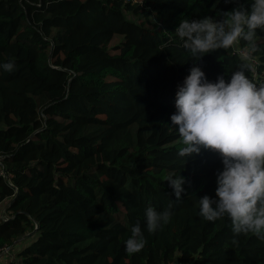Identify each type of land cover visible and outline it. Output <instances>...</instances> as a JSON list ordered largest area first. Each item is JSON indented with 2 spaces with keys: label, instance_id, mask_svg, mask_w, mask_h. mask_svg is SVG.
Wrapping results in <instances>:
<instances>
[{
  "label": "trees",
  "instance_id": "trees-1",
  "mask_svg": "<svg viewBox=\"0 0 264 264\" xmlns=\"http://www.w3.org/2000/svg\"><path fill=\"white\" fill-rule=\"evenodd\" d=\"M253 0H240L250 7ZM233 0H0V264H264V240L235 235L228 217L199 215L215 199L218 153L185 158L171 125L175 93L197 58L175 29L219 21ZM119 39L110 44L112 39ZM246 75L264 84V30ZM241 40L195 66L227 81L248 54ZM13 63L12 71L4 64ZM183 176L176 201L166 178ZM172 213L150 234L145 210ZM139 224L146 240L128 254ZM29 238V241L26 239ZM18 241V242H17Z\"/></svg>",
  "mask_w": 264,
  "mask_h": 264
},
{
  "label": "clouds",
  "instance_id": "clouds-1",
  "mask_svg": "<svg viewBox=\"0 0 264 264\" xmlns=\"http://www.w3.org/2000/svg\"><path fill=\"white\" fill-rule=\"evenodd\" d=\"M224 18L216 21L205 16L199 20H182L175 31L197 61L217 49H230L239 41L250 47L242 63L229 80L219 75L215 82L206 79L195 66L178 85L175 112L170 116L183 147L177 155L185 158L201 149L218 153L222 170L215 173V199L199 198V215L214 222L228 217L235 235L253 234L264 240V84L253 83L246 75L252 67L251 53L256 50V30H264V0H253L243 7L240 0ZM12 71L13 63L3 65ZM176 201L185 191L183 176L166 178ZM168 210H145L146 228L152 234L171 219ZM146 244L139 224L131 228L125 242L128 254L140 252Z\"/></svg>",
  "mask_w": 264,
  "mask_h": 264
},
{
  "label": "built area",
  "instance_id": "built-area-1",
  "mask_svg": "<svg viewBox=\"0 0 264 264\" xmlns=\"http://www.w3.org/2000/svg\"><path fill=\"white\" fill-rule=\"evenodd\" d=\"M123 1L127 2V1H130V0H123ZM132 1H135V0H132ZM243 54H246V53H244V51H243ZM1 160H2V158L0 157V176H1L2 178H4V179L8 182V184L14 186L13 181H12V175H11V173H10V172L4 167V164L2 163ZM9 249L11 250L12 248H11V247H5V248L3 249V251H2V253H3V252H4V253L8 252ZM11 253H12V252H11ZM11 253L8 252V255L11 254ZM13 254H14V253H13ZM12 256H13V255H12ZM12 256H11V257H12ZM13 257H14V256H13ZM11 264H22V263H21V261H20L19 259L15 258L14 261H13Z\"/></svg>",
  "mask_w": 264,
  "mask_h": 264
},
{
  "label": "rangeland",
  "instance_id": "rangeland-1",
  "mask_svg": "<svg viewBox=\"0 0 264 264\" xmlns=\"http://www.w3.org/2000/svg\"><path fill=\"white\" fill-rule=\"evenodd\" d=\"M117 39H119V36H116V37H114L113 39H112V41L110 42V44H113V43H115L116 41H117ZM6 200H4L3 202H1L0 203V218L4 215V210H5V208H6V202H5ZM19 241V242H18ZM17 242V246H15L14 248H17V247H19V246H21L22 244H23V241L21 240H18ZM26 241H29V239L27 238L26 239ZM14 248H12L11 250L9 249V251L8 252H12L13 251V249ZM8 252H6V253H1L0 254V260H2V259H4L5 257H8L9 255H8ZM14 253V251L12 252V254Z\"/></svg>",
  "mask_w": 264,
  "mask_h": 264
},
{
  "label": "crops",
  "instance_id": "crops-1",
  "mask_svg": "<svg viewBox=\"0 0 264 264\" xmlns=\"http://www.w3.org/2000/svg\"><path fill=\"white\" fill-rule=\"evenodd\" d=\"M28 239H29V238H28ZM17 248H18V247H17ZM15 249H16V248H14V249H13V251H14ZM13 251H12V252H13ZM12 255H13L12 253H11V254H9V256H10V257H11ZM3 260H4V261H6L7 259H6V258H4V259H2V260H0V261H3Z\"/></svg>",
  "mask_w": 264,
  "mask_h": 264
}]
</instances>
